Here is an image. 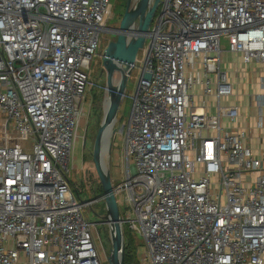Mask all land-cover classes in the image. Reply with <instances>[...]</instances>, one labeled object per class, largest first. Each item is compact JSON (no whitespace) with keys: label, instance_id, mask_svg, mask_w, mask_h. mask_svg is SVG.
<instances>
[{"label":"built area","instance_id":"built-area-1","mask_svg":"<svg viewBox=\"0 0 264 264\" xmlns=\"http://www.w3.org/2000/svg\"><path fill=\"white\" fill-rule=\"evenodd\" d=\"M158 7L129 119L114 123L123 231L142 236L149 264H264V147L225 128L221 104L234 94L223 38L264 65V0ZM111 14V0H0V114L5 139L10 126L28 140L0 143V264H103L69 175ZM253 99L264 130V93Z\"/></svg>","mask_w":264,"mask_h":264},{"label":"rangeland","instance_id":"rangeland-1","mask_svg":"<svg viewBox=\"0 0 264 264\" xmlns=\"http://www.w3.org/2000/svg\"><path fill=\"white\" fill-rule=\"evenodd\" d=\"M126 3L127 0H111L112 14L108 20L107 29L102 35L97 55L94 57L91 65L94 86L88 91L86 96V117L84 118L79 130L80 136L74 145V153L69 175L71 188L76 197L79 201L86 203V207L83 208L84 214L90 222L97 224L94 229L95 245L100 257L103 260V264H110L109 256L111 254L112 243L110 239L109 226L106 224L104 219V216L106 215V204L102 198V186L97 174L92 151L99 126L105 113L106 75L105 73L101 75L103 70V54L109 42L116 40V35L113 33V29L120 25ZM158 11H160V6L158 7L157 13ZM222 46L225 50L222 54V69L227 71L231 75V78H234V94L228 98H223L221 101L223 111L222 124L225 128L231 129L237 126L236 123L229 118V116L235 115L239 108L241 109V113L244 118L251 119L252 123L256 122L259 109L253 97L261 91L264 93V90H262L259 86L261 84L260 81L257 80L256 82L250 83L249 78L245 80L242 74L238 75L236 72H264V65L256 62L244 67L245 65L240 62L237 54L229 53L227 51L228 40L226 38L222 39ZM137 59L138 62L136 68H134L131 72L127 83V90L118 111L117 118L119 127L126 124L131 113L133 101L132 97L135 94L143 65L142 50L138 52ZM199 102L200 100L196 99V104ZM211 115L217 117V110L212 109ZM5 122L6 115L0 114L1 144L11 145L17 141L26 144L28 142L26 138H17L14 133H11L12 128L10 126V134L7 135V138L5 139L7 132V127L3 125ZM256 130L260 131V128H257ZM257 131L256 134L259 133ZM255 137L256 136L253 135L250 142L252 148L258 150L256 153L259 154V149L264 147V137ZM85 138L86 145H84ZM109 141L111 142V148L110 150L108 148L109 152L106 166L111 172L112 183L114 185H118L125 177L124 163L122 161L124 141L121 138L120 133L115 134L114 129L109 137ZM119 208L120 212L123 214L125 212L124 206L120 205ZM125 229L128 230L126 226L124 227V230ZM130 233L134 234L136 244L138 246L136 263L149 264L148 259L144 257L146 248L142 236L131 231Z\"/></svg>","mask_w":264,"mask_h":264},{"label":"water","instance_id":"water-1","mask_svg":"<svg viewBox=\"0 0 264 264\" xmlns=\"http://www.w3.org/2000/svg\"><path fill=\"white\" fill-rule=\"evenodd\" d=\"M161 0H127L120 25L113 29L116 40L109 42L103 54V70L106 75L105 92L108 106L105 108L103 120L99 126L92 151L95 167L102 186V198L106 204L104 219L109 226L112 243L110 264H126L125 236L121 224V213L115 195L110 170L103 162L104 136L107 129H114L118 111L124 99L127 83L134 68L138 52L142 50L147 41L154 14ZM137 26L135 27V24ZM119 78L115 83V75ZM149 78L148 75L145 76ZM86 145V138L84 139ZM108 148L111 142L108 140Z\"/></svg>","mask_w":264,"mask_h":264},{"label":"crops","instance_id":"crops-1","mask_svg":"<svg viewBox=\"0 0 264 264\" xmlns=\"http://www.w3.org/2000/svg\"><path fill=\"white\" fill-rule=\"evenodd\" d=\"M238 59L240 60V58H238ZM244 67H247V66H244ZM236 73L238 75L239 74H242L244 76V79L245 80H247V78H249L250 83L256 82L257 80L259 81L260 77H264V72H254L253 73V72H245V71L238 72L237 71ZM231 80H232V82H234V78H231ZM210 100H211V103H212L213 102V99H210ZM211 111H212V109H211ZM237 113L240 115V117L238 119V122L236 123V126L237 127L246 128L249 131V133L252 135V138H253V135H255L256 137H263L264 130L257 131L256 130L257 128L255 126V122L252 123L251 119L244 118L243 115H242V113H241V109L240 108H239V110H238ZM237 127H233V128H237ZM256 131L259 132V133L256 134Z\"/></svg>","mask_w":264,"mask_h":264},{"label":"trees","instance_id":"trees-1","mask_svg":"<svg viewBox=\"0 0 264 264\" xmlns=\"http://www.w3.org/2000/svg\"><path fill=\"white\" fill-rule=\"evenodd\" d=\"M125 236V254H126V264H137V249L136 239L134 234H131L130 231L124 230Z\"/></svg>","mask_w":264,"mask_h":264},{"label":"bare ground","instance_id":"bare-ground-1","mask_svg":"<svg viewBox=\"0 0 264 264\" xmlns=\"http://www.w3.org/2000/svg\"><path fill=\"white\" fill-rule=\"evenodd\" d=\"M118 78H119V73L115 75V83L117 82ZM107 106H108V95H107V101L105 102V108H107ZM111 134H112V129H107L105 136H104L103 162H104L105 167H107L106 162L108 159V152H109L107 143H108V140Z\"/></svg>","mask_w":264,"mask_h":264}]
</instances>
